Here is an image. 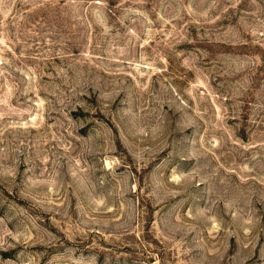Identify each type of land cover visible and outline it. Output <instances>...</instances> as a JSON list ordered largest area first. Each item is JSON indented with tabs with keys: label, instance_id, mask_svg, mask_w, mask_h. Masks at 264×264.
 Listing matches in <instances>:
<instances>
[{
	"label": "rangeland",
	"instance_id": "374dc122",
	"mask_svg": "<svg viewBox=\"0 0 264 264\" xmlns=\"http://www.w3.org/2000/svg\"><path fill=\"white\" fill-rule=\"evenodd\" d=\"M0 264H264V0H0Z\"/></svg>",
	"mask_w": 264,
	"mask_h": 264
}]
</instances>
